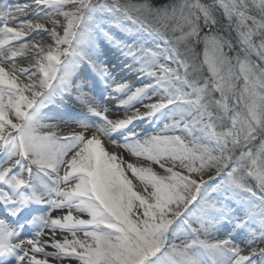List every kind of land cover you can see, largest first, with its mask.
Returning <instances> with one entry per match:
<instances>
[{
  "label": "snow or ice",
  "instance_id": "obj_1",
  "mask_svg": "<svg viewBox=\"0 0 264 264\" xmlns=\"http://www.w3.org/2000/svg\"><path fill=\"white\" fill-rule=\"evenodd\" d=\"M0 264H264V0H0Z\"/></svg>",
  "mask_w": 264,
  "mask_h": 264
},
{
  "label": "rangeland",
  "instance_id": "obj_2",
  "mask_svg": "<svg viewBox=\"0 0 264 264\" xmlns=\"http://www.w3.org/2000/svg\"><path fill=\"white\" fill-rule=\"evenodd\" d=\"M147 102L148 101H145V103H147ZM135 107L136 108H139L141 113H143L145 111V109L143 108V106L141 104H137ZM128 114L130 115L131 114V111ZM116 116H123V112L113 114V115L110 116V118H116ZM63 131H67V129H63ZM117 151H119V149H117Z\"/></svg>",
  "mask_w": 264,
  "mask_h": 264
}]
</instances>
